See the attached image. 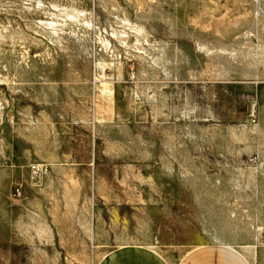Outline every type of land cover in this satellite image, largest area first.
I'll return each mask as SVG.
<instances>
[{
  "label": "rangeland",
  "instance_id": "obj_1",
  "mask_svg": "<svg viewBox=\"0 0 264 264\" xmlns=\"http://www.w3.org/2000/svg\"><path fill=\"white\" fill-rule=\"evenodd\" d=\"M123 245L264 264V0H0V264Z\"/></svg>",
  "mask_w": 264,
  "mask_h": 264
},
{
  "label": "crops",
  "instance_id": "obj_2",
  "mask_svg": "<svg viewBox=\"0 0 264 264\" xmlns=\"http://www.w3.org/2000/svg\"><path fill=\"white\" fill-rule=\"evenodd\" d=\"M98 264H193L192 258L184 256L178 262L149 246L123 245L109 249Z\"/></svg>",
  "mask_w": 264,
  "mask_h": 264
},
{
  "label": "built area",
  "instance_id": "obj_3",
  "mask_svg": "<svg viewBox=\"0 0 264 264\" xmlns=\"http://www.w3.org/2000/svg\"><path fill=\"white\" fill-rule=\"evenodd\" d=\"M31 170L34 174L36 175H41L43 173L47 172V167L46 166H42L40 164H32L31 165ZM19 190V189H18Z\"/></svg>",
  "mask_w": 264,
  "mask_h": 264
},
{
  "label": "bare ground",
  "instance_id": "obj_4",
  "mask_svg": "<svg viewBox=\"0 0 264 264\" xmlns=\"http://www.w3.org/2000/svg\"><path fill=\"white\" fill-rule=\"evenodd\" d=\"M102 85V84H101ZM104 85V84H103ZM104 87V86H103Z\"/></svg>",
  "mask_w": 264,
  "mask_h": 264
}]
</instances>
